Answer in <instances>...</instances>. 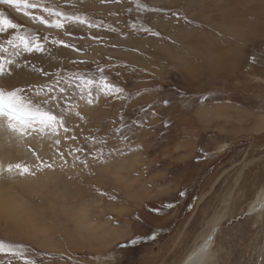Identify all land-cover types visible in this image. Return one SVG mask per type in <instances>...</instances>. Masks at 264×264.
I'll use <instances>...</instances> for the list:
<instances>
[{
	"label": "rangeland",
	"instance_id": "obj_1",
	"mask_svg": "<svg viewBox=\"0 0 264 264\" xmlns=\"http://www.w3.org/2000/svg\"><path fill=\"white\" fill-rule=\"evenodd\" d=\"M29 2L98 27L66 22L58 29L57 17L42 8L17 11L0 0V12L20 26L0 33V45L19 51L17 63L28 65L8 66L0 87L24 88L35 106L62 115L69 129H59L57 145L47 132L21 138L0 127V164H40L33 153L53 164L33 167L34 177L16 178L10 195L20 204L18 220L0 215V242L11 249L0 251V264H25L13 255L21 250L36 264H182L210 235V264H264V0H248L247 15L234 13L239 5L231 0H141L161 13L138 11L136 0ZM173 13L191 23L177 22ZM15 35L39 37L45 53L13 50L6 40ZM32 65L48 75L33 72ZM99 69L125 91L89 105L74 76L98 79ZM49 88L53 99L45 102ZM206 106L210 110L202 111ZM188 140L193 156L182 149L184 157L178 153L172 161L170 147ZM121 168L137 179L141 194L144 184L153 194L136 204L137 193H127L129 183L115 174ZM88 228L92 241L84 235Z\"/></svg>",
	"mask_w": 264,
	"mask_h": 264
},
{
	"label": "snow or ice",
	"instance_id": "obj_2",
	"mask_svg": "<svg viewBox=\"0 0 264 264\" xmlns=\"http://www.w3.org/2000/svg\"><path fill=\"white\" fill-rule=\"evenodd\" d=\"M2 2L6 5L12 6L17 11L29 8H42L43 11L47 12L49 15H54L57 17L55 21V27L58 29L65 28L66 22H77L81 25H85L88 28H95L98 25L91 23L85 17L79 15H72L69 16L62 11L56 10L55 7H46L42 3H30L29 0H2ZM101 3L106 2H114L120 3L121 0H100ZM136 7L138 11L141 12H154V13H161L163 9L149 7L146 3H142L141 0H136ZM176 17L177 22L183 19L186 23H191L188 21L186 17H181L177 13L172 14ZM34 20H39L41 24H49V21L45 19L43 16H33ZM168 16L165 14V19ZM20 26L15 23L12 19L6 16L3 12H0V33H10V30L14 31L17 30ZM142 30L149 35L158 37L160 33L154 31L151 27H142ZM68 34V33H66ZM46 40L47 37H44ZM39 37H30L27 35H15L11 39H7L6 43L9 47L13 50L23 49L26 52H38V53H45L46 49L45 46L39 42ZM53 44L62 45L64 48H71L73 51L80 52L81 49L75 47V45H70L65 43L63 40H54L52 41ZM20 53L19 51L9 52L8 47H4L0 45V76L5 75L7 72L8 66L15 65L16 67H28L27 64L20 65L17 63L15 56H18ZM252 62H258L256 57H252ZM73 63H85L84 61H73ZM31 70L33 72H39L43 75H48V73L44 72L42 69L36 68L35 65L31 66ZM100 76L99 78L89 77V76H74L75 80L80 82L79 87L81 89V99L86 100V103L91 105L95 100H98L100 95L104 97H113L118 98L124 93V89L114 85L111 83L106 76L103 75L104 70L99 69ZM8 75H11L8 72ZM59 75V74H57ZM59 83V80L56 81ZM93 87L96 88L95 93L93 92ZM44 90V86H41L38 90L35 91V95L39 97L40 92ZM51 88H49V96L46 98L45 102H50L53 98L51 97ZM61 92H64L65 89L61 88ZM25 89L22 87H13L11 90H6L4 87H0V117L4 118V123L0 124V127L6 128V130L13 135L23 138L25 135L30 134L31 132L35 133H50L55 135L57 138L55 139V144H60L59 138V129L63 128L65 132H68L69 129L66 127L64 117L62 115L58 116L54 114L50 110H44L42 106H35L34 101L29 97L24 95ZM84 93L87 95L85 96ZM55 99H58L55 98ZM165 104L168 102L165 101ZM77 115H79L77 113ZM125 139L128 137L125 136ZM74 139V138H73ZM79 151V149H78ZM119 151V150H113ZM111 151L109 153V157L104 158L103 162H107V160L111 157ZM120 154L123 155L124 153L120 151ZM37 160H40V164H36L34 166H29L28 164L24 163H9L7 166L0 164V186L3 187L5 191V195L3 198L0 199V215L6 217L8 220L17 219V213L20 208V204L14 200V198L10 195L14 191V182L17 177H34L36 172L33 171V167L37 170H43L44 168L52 169L53 164H49L43 162L42 157L36 155ZM78 159V157H77ZM94 159H100V157H95ZM86 164V162H85ZM97 192L100 196H108L110 200H116L117 197L115 195H108L107 192L101 191L97 189ZM184 193H180L183 195ZM264 203V202H262ZM167 208L171 209L173 205L171 203L166 205ZM154 211L159 212L160 209H154ZM8 226V225H6ZM16 227L24 228L28 227L29 230H32L33 226L29 224H22L17 223ZM131 243L135 244L136 240H132ZM11 251V249H6L3 242H0V251ZM18 259L23 258L25 264H36L35 261H29L27 258L24 257L23 251L14 252ZM200 260H203L208 255L207 248H202L200 252L197 254ZM11 264V261H9Z\"/></svg>",
	"mask_w": 264,
	"mask_h": 264
},
{
	"label": "bare ground",
	"instance_id": "obj_3",
	"mask_svg": "<svg viewBox=\"0 0 264 264\" xmlns=\"http://www.w3.org/2000/svg\"><path fill=\"white\" fill-rule=\"evenodd\" d=\"M232 1V3H234L233 5L234 6H236V5H239V8H238V6H237V11L236 12H234V13H236V14H244V15H247V13H246V8L247 7H245V5L247 6V4H248V0H245V1H247V2H235V0H231ZM236 8V7H235ZM232 15H234V14H232ZM250 20L248 19V22H249ZM257 23V22H256ZM258 26V25H257ZM264 26V25H263ZM261 27V31H260V33L259 34H263L264 35V27ZM257 28V27H256ZM210 110V109H209ZM202 111H203V109H202ZM201 110H200V112H202ZM206 111V110H205ZM204 111V112H205ZM205 113H208V111L207 112H205ZM204 113V114H205ZM221 116H222V114H221ZM224 117V116H223ZM212 121V120H211ZM215 121V120H214ZM126 170H124V172H125ZM123 171H122V168L120 169V171L119 172H115V174L116 175H118V173H120L118 176V179H122V180H124V181H126L127 183H129V184H127L128 185V187H126L125 189L127 190L128 188L130 189H128L127 190V193H129V194H131V195H133L134 193H137V202H136V204H140V201L143 199V196L145 195L146 196V198L148 197V195L150 194V196H151V194H153V192H150V190L148 189V188H145V184H144V192H142V193H144V194H141L140 193V188H139V186H138V183L139 182H137V179H133L131 176V174H130V172H127L126 174H121ZM114 177V176H113ZM117 177V176H116ZM113 180H114V178H113ZM141 181V180H140ZM116 183V182H115ZM143 183V182H142ZM141 184V183H140ZM126 185V184H125ZM108 186H109V183H108ZM114 186H115V184H114ZM123 186H124V184H123ZM124 188V187H123ZM142 188V187H141ZM143 189V188H142ZM116 190H118V189H116ZM125 190V191H126ZM123 191V190H122ZM116 192V191H115ZM122 193V192H121ZM123 194V193H122ZM126 194V193H125ZM124 194V195H125ZM149 196V197H150ZM154 196V195H153ZM152 196V197H153ZM123 197V196H122ZM131 198V197H130ZM130 198H125L124 200L126 201V203H128V205H132V203H133V201H131V200H129ZM69 211V210H68ZM74 211V210H73ZM71 212V211H70ZM72 213H76L75 211L74 212H72ZM78 215H80V214H78ZM86 220V219H85ZM87 221V220H86ZM71 222V221H70ZM85 222V221H84ZM98 222V221H97ZM100 222V221H99ZM72 223V222H71ZM71 223H69V225H71ZM74 224V223H73ZM80 224V223H79ZM87 224V223H86ZM63 225V224H62ZM81 225V224H80ZM61 226V225H60ZM65 226V225H64ZM68 226V225H67ZM66 226V227H67ZM78 226V225H77ZM93 226V225H92ZM73 227V226H72ZM75 227H76V225H75ZM74 227V228H75ZM94 227V226H93ZM77 228V227H76ZM86 228H87V226H86ZM60 229H61V227H60ZM78 229V228H77ZM82 228H80V230H81ZM79 230V229H78ZM53 231V230H52ZM54 231H56V229L54 230ZM60 231H63V230H60ZM74 231H76V230H74ZM85 231V230H84ZM44 232V231H43ZM50 237L49 238H56L57 239V237H55V236H58V235H56L55 233V236H53V234L51 233V231L49 232V231H45ZM58 232H59V230H58ZM71 232H73V230L71 231ZM78 232V231H77ZM93 232V229L90 231L89 230V228L87 229V234H84L85 235V237H87L88 238V240L89 241H92L91 240V236H90V234ZM41 233V232H40ZM57 233V232H56ZM75 233V232H74ZM73 233V234H74ZM86 233V232H85ZM101 233L102 232H100V235H101ZM58 234H60V233H58ZM71 234V233H70ZM79 234V233H78ZM99 234V233H98ZM97 234V236H99ZM104 234V233H103ZM212 234H215V232H213ZM47 235V236H48ZM68 235V234H67ZM80 235H82V234H80ZM83 235V236H84ZM87 235V236H86ZM44 236H45V234H44ZM43 236V237H44ZM76 236V235H75ZM93 236V235H92ZM96 236V235H95ZM35 237V236H34ZM42 237V238H43ZM102 237V236H101ZM93 238V237H92ZM95 238V237H94ZM36 239V238H35ZM53 239V240H54ZM58 239H60V238H58ZM81 239V238H80ZM214 235H210L209 237H208V239H206L204 242H202L199 246H198V248H196L192 253H190V254H188L187 255V258H186V260L182 263V264H210L212 261H213V259H214V256L212 255V247H213V245H214ZM39 240V239H38ZM43 240V239H42ZM44 240H46V237H45V239ZM43 240V241H44ZM52 240V241H53ZM39 241H41V240H39ZM59 241V240H58ZM84 241V240H83ZM86 241V240H85ZM94 242H95V239H94ZM50 243H51V240H50ZM53 243H54V241H53ZM93 243V242H92ZM91 244V243H90ZM202 248H207V250H208V255H207V257L205 258V259H203V260H200L199 259V257H198V253L200 252V250L202 249ZM94 249V248H93ZM96 250H99V249H96ZM94 253V252H93Z\"/></svg>",
	"mask_w": 264,
	"mask_h": 264
},
{
	"label": "crops",
	"instance_id": "obj_4",
	"mask_svg": "<svg viewBox=\"0 0 264 264\" xmlns=\"http://www.w3.org/2000/svg\"><path fill=\"white\" fill-rule=\"evenodd\" d=\"M215 105H217L218 107H220V105L221 104H215ZM202 109H204V110H209V107H202ZM152 117L153 118H156V115H155V113H152ZM152 118V120H154ZM199 133H201V132H199ZM189 142H190V140H188V141H186V142H179V143H177L176 142V144H175V146L174 147H170V149H169V151H170V153L171 154H168V155H171L172 157H173V160L172 161H174L175 162V160H178L179 159V156H178V153H180V157H184V154H181V151H182V149H189L190 150V152H189V155L190 156H193L192 154H193V151H192V148H193V146L191 145V144H189ZM172 148V149H171ZM173 148H178L180 151L179 152H177V151H174L173 150ZM173 153H175L174 155H172ZM195 157V156H194ZM182 159V158H181ZM170 163V162H169ZM182 163V162H181ZM171 164V163H170Z\"/></svg>",
	"mask_w": 264,
	"mask_h": 264
},
{
	"label": "clouds",
	"instance_id": "obj_5",
	"mask_svg": "<svg viewBox=\"0 0 264 264\" xmlns=\"http://www.w3.org/2000/svg\"><path fill=\"white\" fill-rule=\"evenodd\" d=\"M37 194H39V193H37ZM0 195H5V191H4L2 186H0Z\"/></svg>",
	"mask_w": 264,
	"mask_h": 264
}]
</instances>
